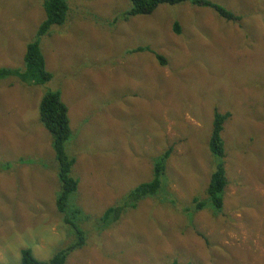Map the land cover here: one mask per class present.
Returning a JSON list of instances; mask_svg holds the SVG:
<instances>
[{"label": "rangeland", "instance_id": "1", "mask_svg": "<svg viewBox=\"0 0 264 264\" xmlns=\"http://www.w3.org/2000/svg\"><path fill=\"white\" fill-rule=\"evenodd\" d=\"M42 1L0 0V67H24L45 19ZM67 1L66 22L40 41L52 80L0 81V163L13 164L0 168V264H21L24 248L49 260L71 242L56 207L52 138L40 122L51 89L69 108L66 151L79 180L72 198L87 213L122 204L153 179L154 158L173 149L163 191L118 225L82 224L87 246L68 264H264V0H211L239 22L190 1L128 20L130 0ZM138 46L166 64L130 52ZM215 110L232 113L222 133L229 185L220 213L206 193ZM21 157L37 161L16 166ZM197 197L207 201L199 211Z\"/></svg>", "mask_w": 264, "mask_h": 264}, {"label": "trees", "instance_id": "2", "mask_svg": "<svg viewBox=\"0 0 264 264\" xmlns=\"http://www.w3.org/2000/svg\"><path fill=\"white\" fill-rule=\"evenodd\" d=\"M190 1L198 7H210L215 10L220 17L227 21L239 22L242 15L227 9L226 7L211 0H130L131 6L125 13V19L139 15H150L158 6L162 4H179ZM42 6L45 11V19L39 26L35 39L27 44L24 56V67L9 68L0 67V81L14 79L21 84H46L52 80L53 74L48 70L46 59L42 51L41 37L47 35L55 25H62L66 22L70 6L67 0H43ZM174 31L181 34L179 22H175ZM135 52L154 53L161 65L166 64L163 55L156 53L150 46H138L130 50ZM14 83L12 82L11 85ZM40 122L50 133L52 138V148L55 160L58 164L57 176L61 185V190L56 198V207L61 220L68 226L71 232V242L58 250L49 260L37 259L30 248L21 250V264H68L69 257L74 251L87 246V232L82 226L87 221L95 220L107 229L113 225H118L132 210L138 208L140 202L149 197H153L163 191V183H166L167 162L173 149L169 148L153 160V179L143 182L131 189L124 197L122 204L107 208L102 214L95 216L87 213L84 208L73 201L74 194L78 191L79 180L73 175V168L77 158L70 156L66 151V144L73 135L69 108L62 99L60 90H47L43 94L39 105ZM230 111L220 112L215 110L213 129L210 138V150L216 158L213 164L210 183L207 188V197L220 213L224 206V193L229 185L226 170L225 142L222 136L225 123L230 119ZM37 159L34 157L23 158L14 162L16 166H23L27 162ZM13 164L11 162L0 163V168L8 169ZM207 201L201 198H194L196 211L206 207ZM171 264H194L192 262L181 263L177 260Z\"/></svg>", "mask_w": 264, "mask_h": 264}, {"label": "bare ground", "instance_id": "3", "mask_svg": "<svg viewBox=\"0 0 264 264\" xmlns=\"http://www.w3.org/2000/svg\"><path fill=\"white\" fill-rule=\"evenodd\" d=\"M240 173V172H239ZM237 221V220H236Z\"/></svg>", "mask_w": 264, "mask_h": 264}]
</instances>
